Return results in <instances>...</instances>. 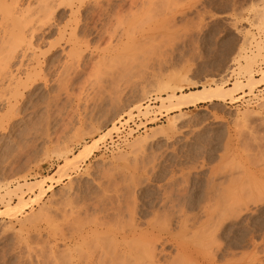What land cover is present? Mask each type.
<instances>
[{
  "label": "rangeland",
  "instance_id": "1",
  "mask_svg": "<svg viewBox=\"0 0 264 264\" xmlns=\"http://www.w3.org/2000/svg\"><path fill=\"white\" fill-rule=\"evenodd\" d=\"M3 1L12 19L0 11V38L6 28L26 30L16 50L0 54V199L17 181L47 183L40 199L24 188L21 220L0 215V264H94L113 239L123 247L129 226L146 231L155 221L152 235L171 239L173 257L180 246L200 264H264V82L233 102L150 108L167 96L160 86L170 77L184 79L186 93L203 82L248 83L237 59L258 54L264 0ZM173 115L176 130L151 139ZM134 128L143 132L128 140ZM93 141L78 168L56 173ZM221 193L231 196L222 202ZM40 210L44 218H24Z\"/></svg>",
  "mask_w": 264,
  "mask_h": 264
},
{
  "label": "bare ground",
  "instance_id": "2",
  "mask_svg": "<svg viewBox=\"0 0 264 264\" xmlns=\"http://www.w3.org/2000/svg\"><path fill=\"white\" fill-rule=\"evenodd\" d=\"M12 1V0H11ZM10 2V1H9ZM7 3V2H6ZM3 0H0V11H2V13L6 16H9L11 17V9L9 8V4H6ZM8 5V6H7ZM13 7H15V5L13 4ZM12 8V7H11ZM18 8V7H17ZM13 9V8H12ZM20 9V8H19ZM22 9V8H21ZM27 9V8H26ZM25 9V10H26ZM42 9V8H41ZM29 10V9H28ZM10 12V13H9ZM13 12V11H12ZM23 12V11H22ZM27 12V11H26ZM1 13V15H3ZM8 13V14H7ZM18 13V12H17ZM35 16V15H34ZM38 16V15H37ZM18 17V16H17ZM256 21H255V25H256V28L258 29L259 32H263L264 33V6H262L258 12L256 13ZM4 21H6L8 19V17H3ZM12 19V17H11ZM1 20V21H3ZM9 20V19H8ZM7 20V21H8ZM27 20V19H26ZM29 20V19H28ZM31 20V19H30ZM29 20V21H30ZM35 20V19H34ZM37 20V19H36ZM39 20V19H38ZM13 23H16L14 22V20H12ZM18 21V20H16ZM21 21V20H20ZM12 23V22H10ZM12 23V24H13ZM22 24V23H21ZM30 23H28V26H29ZM5 25V24H4ZM254 25V26H255ZM16 26V25H14ZM25 26V25H24ZM23 27H20V28H24ZM27 26V25H26ZM13 28V27H12ZM16 28V27H15ZM14 28V29H15ZM26 28V27H25ZM24 28V29H25ZM4 29V28H3ZM14 29H8L6 28V30L4 31V35L3 38H0V54H2V52L5 50L4 47H6V50L8 51L12 49L13 45H16V44H19V41L22 42V41H25L24 38H25V30L23 32V29H20V31H15ZM3 34V33H2ZM1 37V36H0ZM19 37V38H18ZM29 37V36H28ZM20 39V40H19ZM252 39L255 40V37ZM18 40V42H17ZM251 41V40H250ZM258 42V43H257ZM256 43V48H257V52L258 54H254L252 56L248 55V56H241L240 55V58L238 57L237 59V63H238V67H239V70L238 72L240 71L241 73L244 72L247 74V76H249V79L247 80L248 83H244L243 81H234L235 83H233V87H228V88H223L221 87V85L217 84L215 85V87H210V86H207L205 82L201 83L202 85V88H199L198 90H195V91H190L189 93H186L185 92V89L187 88V84L184 82V79H181V78H177V77H170L167 81H164V83H162L160 87H162V90H160V92L164 91V93H167L166 97H162L160 98V102H161V105H158V106H154V107H150V108H159V109H164L165 111L166 110H173V111H177V110H181L182 108H188V107H197V105L199 104H202V103H207V102H213L215 100H223L225 99V97H229L231 99V102H233L234 100H238V98L236 99V97L234 98V94H238L240 92H243L245 89H250V92L253 91L254 87L259 83H261L262 81L264 82V70H262V77L261 79H257V77L253 74L254 73V66L257 65V58L258 57H261L264 55H262V53H264V40L261 39L260 41H257ZM21 44V43H20ZM8 45V46H7ZM11 45V47H10ZM252 45V44H251ZM17 46V45H16ZM8 47V48H7ZM28 47V46H27ZM253 47V46H252ZM242 48V47H241ZM3 49V50H2ZM30 49V48H29ZM253 51H254V48H252ZM252 49L250 51H252ZM5 50V51H6ZM12 50H16L15 48L12 49ZM6 51V52H7ZM241 51V50H240ZM247 51V50H246ZM245 51V53H246ZM244 52V49H242L241 51V54ZM10 53V51H9ZM12 53V52H11ZM244 53V54H245ZM253 53V52H252ZM5 54V52H4ZM7 54V53H6ZM8 55V54H7ZM13 55V54H12ZM24 55V54H23ZM2 56V55H1ZM25 56V55H24ZM262 57V59H263ZM10 58V57H9ZM12 58V56H11ZM10 58V59H11ZM2 59V58H1ZM8 59V58H7ZM3 60H5V57L3 58ZM241 60H243L246 64H241ZM32 61V60H31ZM1 62V61H0ZM5 62H8V61H4L3 63ZM1 65V64H0ZM5 65V64H4ZM7 66V65H6ZM37 67V66H36ZM35 67V68H36ZM6 68V67H5ZM34 68V69H35ZM33 69V71H35ZM236 69V68H235ZM232 70L231 71V74H234L236 73V71ZM2 70V69H1ZM235 72V73H234ZM30 73V72H29ZM27 73V74H29ZM240 73V74H241ZM230 74V75H231ZM239 74V73H237ZM246 74H243V75H246ZM26 76H29V75H26ZM37 77V76H36ZM238 77V76H237ZM28 78V77H27ZM231 78H232V75H231ZM19 79V78H18ZM35 79V78H34ZM33 79V80H34ZM21 81V79H20ZM26 81V80H25ZM25 84V83H24ZM28 85V84H27ZM197 85V84H196ZM210 85V84H209ZM20 86V85H18ZM27 87V86H26ZM31 87V86H30ZM26 89V88H25ZM140 109V108H139ZM150 109L146 112L150 113L149 112ZM141 112V111H140ZM146 113V114H148ZM247 113V112H246ZM245 113V114H246ZM131 115V112L129 113ZM182 114V113H181ZM179 116V115H178ZM177 116L173 115V116H169V119L167 120V124L163 127V126H160L158 128H153L151 129V134L153 136V138L151 139H154L157 138V137H160V136H169L170 133L174 132L176 130V127H177V124L180 122V118L178 119V117L176 118ZM185 117V116H184ZM131 118V117H130ZM129 119V118H128ZM161 120V119H160ZM182 120V119H181ZM123 123H126L123 122ZM121 125V123H120ZM145 127V126H144ZM113 130V128H110L109 131L105 134V135H108L110 134L109 132H111ZM98 131V130H96ZM131 131V129H130ZM133 132V130H132ZM132 132H130V136L127 137V139H132L135 135H137L139 132L137 131V129H134V134H131ZM150 135V137H152ZM90 137V136H89ZM148 135H146L145 137H140L138 139H136V141H132V143L134 142L135 145L139 144V146L146 140H149L148 138H150ZM100 141V139L98 140ZM98 141H93V142H96L93 146L92 145H88V146H85V150H83L81 153L75 155V158H67L69 160H67V162L61 167H59L60 169L56 172L58 173L59 175L60 174H63L66 170V168L68 166H71L73 168H78L79 165L81 164V162H84L87 160V158L92 154L94 148L96 147V144L98 143ZM150 141V140H149ZM127 143V142H126ZM133 143V144H134ZM138 147V146H137ZM98 148V147H97ZM66 161V160H65ZM66 166V167H65ZM70 169V168H69ZM68 169V171H70ZM55 173V174H56ZM65 175V174H64ZM62 176V175H61ZM249 176V175H248ZM53 178V176H51ZM51 177H49L48 179H50ZM62 178V177H61ZM57 179V178H56ZM47 180V179H46ZM50 181H53L52 179ZM61 181V179L59 180ZM245 182V181H244ZM260 183V181H258ZM45 182L44 179L43 180H38V181H28L26 179H24V181H17L16 183H12L11 185H14V189L11 188L10 186L8 187V190H7V195H9L10 199L8 200H5V196H2L3 198L0 199V203H2L5 207L4 210H1L0 211V215H4V216H8V218L12 221V220H19L17 219L18 218V213H20L21 211L23 212L24 208L27 206V200H25V198L22 196V194H24V188L28 189V190H38V199L42 198V196H44L45 192H46V188H45ZM236 184V183H235ZM246 184V183H245ZM241 185V184H240ZM234 186H238L237 184L234 185ZM232 186V187H234ZM260 186L257 194H261V186L262 184H258V187ZM51 186H49V189H50ZM242 186H240L241 188ZM48 188V186H47ZM235 188V187H234ZM239 188V189H240ZM7 189V188H6ZM47 189V190H49ZM238 189V187H237ZM2 188H0V192H1ZM241 190V189H240ZM243 190V188H242ZM241 190V191H242ZM263 190V189H262ZM51 191V190H50ZM238 190H236L235 192H237ZM233 192V191H232ZM234 192V193H235ZM243 192V191H242ZM240 192V195L241 193ZM247 193V191H246ZM262 193L264 194V191H262ZM218 194V193H217ZM222 194V193H221ZM228 194V193H227ZM262 194V195H263ZM229 195V194H228ZM226 195L223 194L220 196H217L218 199H223V200H220L222 202H225V199L226 196L229 197L231 195ZM244 198V194H242ZM241 195V196H242ZM256 195V194H255ZM254 195V197H255ZM262 195H260V197H262ZM36 196V195H35ZM36 196V197H37ZM223 196V198H222ZM8 197V196H7ZM13 197H15L18 202L17 204L13 205ZM216 197V198H217ZM245 197H247V195H245ZM259 197V196H258ZM259 197V198H260ZM236 198V197H235ZM234 198V199H235ZM33 199V198H32ZM37 199V198H36ZM217 199V200H218ZM231 199V198H228V200ZM233 199V200H234ZM257 199V198H256ZM35 200V199H34ZM201 199L199 198L198 201H200ZM203 200V199H202ZM218 200V201H219ZM237 200V198H236ZM242 200V199H241ZM246 200V199H245ZM243 200V201H245ZM29 201V200H28ZM219 201L218 204H220L221 202ZM227 201V199H226ZM32 202V200H31ZM35 203V201H33ZM32 202V204H33ZM229 202V201H227ZM37 203V201H36ZM195 203V202H194ZM193 203V204H194ZM199 203V202H198ZM232 203V202H231ZM227 205V204H226ZM222 206H225L224 203ZM221 207V206H220ZM43 210V208L41 209ZM40 210V213H37L35 214L34 216L30 214L29 217L31 218H28L27 217H24L25 219L27 220H30L31 222L33 221H36V219L38 220L39 218L42 219V216L44 215L43 214V211ZM225 210V209H224ZM227 211V210H226ZM226 211H224L226 213ZM232 213L233 211L230 210ZM229 211V212H230ZM254 211V210H253ZM25 212V211H24ZM26 213V212H25ZM45 213V212H44ZM27 214V213H26ZM34 214V213H33ZM20 215V214H19ZM22 215V214H21ZM20 215V216H21ZM228 215V214H227ZM230 215V214H229ZM24 216V215H23ZM26 216V215H25ZM220 216V215H219ZM45 216H43L44 218ZM35 219V220H34ZM21 220V219H20ZM167 220V219H166ZM165 220V221H166ZM252 220V219H251ZM133 221V220H132ZM131 221V223H132ZM168 221V220H167ZM166 221V222H167ZM22 222V221H21ZM30 222V223H31ZM134 222V221H133ZM152 222V221H151ZM170 222V221H169ZM260 222V221H259ZM20 223V222H19ZM156 223V221H155ZM154 223V224H155ZM184 223V222H182ZM128 224V223H127ZM149 224V223H147ZM153 223H150L149 224V227L148 229H151L150 231H152L150 233H147L148 229L145 231V230H140L136 225H131V227L129 226L130 230V235L132 237H127L129 238L128 240L126 238H124L122 241H123V247L120 243L117 242L116 239H113V242L112 244L110 245V247L106 250L104 249V253H103V256L101 254V257H99L97 260L94 261V264H162V261H163V264H197L198 261L196 260H193L190 258V255L189 253L187 255L188 258H187V255H184L182 254V247L180 248V246H178L177 248V253H176V257L174 255L173 257V254L172 253H168V250H167V245L168 243L171 241V239L167 238V239H161V238H155L153 235H155L153 232H155L154 230L156 229L155 225ZM157 224V223H156ZM166 224V223H165ZM170 224V223H169ZM126 225V224H125ZM174 225V224H173ZM164 226V224H163ZM168 226V225H167ZM249 226V225H248ZM126 227V226H125ZM165 228V227H164ZM169 228V227H168ZM167 228V229H168ZM233 228V227H232ZM128 229V228H127ZM98 231V230H96ZM95 231V232H96ZM158 231V230H157ZM99 233V232H98ZM153 233V235H152ZM163 233V231H162ZM126 234V233H124ZM237 234V233H236ZM251 234V233H250ZM152 235V236H151ZM244 235V234H242ZM127 235H125L126 237ZM115 237V236H114ZM160 237V236H159ZM162 237V236H161ZM166 237V236H165ZM236 240L233 241V245L235 248H240L242 246V239L244 238H241V236L239 235H236ZM243 237V236H242ZM244 237H246L244 235ZM113 238V237H112ZM163 238V237H162ZM120 240V239H119ZM118 240V241H119ZM232 241V240H231ZM111 242V241H110ZM118 244H117V243ZM245 242V241H244ZM161 243V244H160ZM160 244V245H159ZM172 246V245H171ZM182 246V245H181ZM176 247V246H175ZM246 247V246H245ZM70 256V254H69ZM68 256V257H69ZM183 256V257H182ZM184 258V259H183ZM89 259V258H87ZM93 259V258H92ZM96 259V258H95ZM86 260V259H84ZM88 261V260H87ZM90 261V260H89ZM92 261V260H91ZM69 262V261H68ZM80 262V261H79ZM86 262V261H85ZM93 262V261H92ZM91 262V264H93ZM88 263V262H87ZM84 264V263H83ZM86 264V263H85ZM90 264V263H88ZM200 264V263H198Z\"/></svg>",
  "mask_w": 264,
  "mask_h": 264
},
{
  "label": "built area",
  "instance_id": "3",
  "mask_svg": "<svg viewBox=\"0 0 264 264\" xmlns=\"http://www.w3.org/2000/svg\"><path fill=\"white\" fill-rule=\"evenodd\" d=\"M160 119H162V117H161ZM134 129H136V128H134ZM141 130H143V128H141L140 130H137V131H138V132H143V131H141Z\"/></svg>",
  "mask_w": 264,
  "mask_h": 264
}]
</instances>
